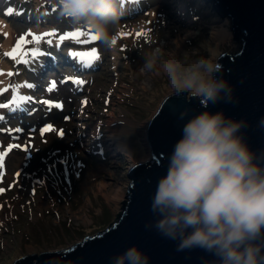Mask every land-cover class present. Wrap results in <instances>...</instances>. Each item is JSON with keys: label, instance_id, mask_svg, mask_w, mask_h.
<instances>
[{"label": "rangeland", "instance_id": "obj_1", "mask_svg": "<svg viewBox=\"0 0 264 264\" xmlns=\"http://www.w3.org/2000/svg\"><path fill=\"white\" fill-rule=\"evenodd\" d=\"M55 9L44 23L0 20V63L7 68L0 69V104L8 105L0 107V264L65 249L117 220L130 183L128 168L151 156L147 122L172 94L165 76L140 73L143 52L158 44L190 61L241 47L229 20L211 14L203 0H140L137 14L129 10L122 17L111 49ZM70 29L85 33L77 39L84 53L95 49L100 55L96 70L86 73L58 54L54 33ZM29 32L34 47L26 45ZM21 38L15 55H6ZM47 48L55 53L49 66L41 54ZM101 183L105 190L98 189Z\"/></svg>", "mask_w": 264, "mask_h": 264}, {"label": "clouds", "instance_id": "obj_2", "mask_svg": "<svg viewBox=\"0 0 264 264\" xmlns=\"http://www.w3.org/2000/svg\"><path fill=\"white\" fill-rule=\"evenodd\" d=\"M60 16L90 30L107 49L114 47L125 9L121 0H53ZM217 58L181 60L158 44L143 52L142 75L165 76L175 95L187 93L202 105L233 100V88L217 73ZM187 115V110L181 117ZM264 127V117L258 122ZM246 121L223 111H203L184 123L182 136L158 180L145 225L177 242L176 250H202L206 264H264V154L248 145ZM110 264H149L136 245L113 255Z\"/></svg>", "mask_w": 264, "mask_h": 264}, {"label": "water", "instance_id": "obj_3", "mask_svg": "<svg viewBox=\"0 0 264 264\" xmlns=\"http://www.w3.org/2000/svg\"><path fill=\"white\" fill-rule=\"evenodd\" d=\"M211 14L229 20L233 37H241L237 52H222L217 63L222 66L217 76L233 88V100L202 105L199 98L184 93L170 94L159 102L150 116L145 139L150 158L134 162L127 170L130 183L126 200L117 220L104 230L61 250L42 251L20 256L10 264H110L113 255L138 246L149 257V264H206L214 259L196 249L176 250L177 242L160 235L145 225L157 219L151 211L152 197L158 180L165 175L168 157L182 136L188 119L203 111H223L227 117L246 121L241 131L254 151L264 154V0H203ZM187 110V115L181 114Z\"/></svg>", "mask_w": 264, "mask_h": 264}, {"label": "trees", "instance_id": "obj_4", "mask_svg": "<svg viewBox=\"0 0 264 264\" xmlns=\"http://www.w3.org/2000/svg\"><path fill=\"white\" fill-rule=\"evenodd\" d=\"M139 1L140 0H121V7L125 9L124 15L122 17L127 16L129 14V10H131L130 13L137 14V12L135 11H136V5ZM3 3H4L3 7L0 6V20L3 21L4 23H9L11 19H20V20L30 19L34 21L35 23L36 22L44 23V21L47 19L46 18L47 16H51L57 11L55 9L53 0H4ZM74 28H77V27H74ZM77 29L82 30L84 28H77ZM48 30L53 31L52 28H49ZM29 33L31 37V40H30L31 43H26V45H32L34 47V45H36V43L33 40L34 34L31 32ZM67 33L69 34V33H75V32H71V29H70V31ZM2 34H5V32H2ZM54 34H55V37L53 39L54 43L56 42L59 43L55 45L60 46V48H58L57 51H58V54L60 53L63 56L64 62L66 63L73 62L74 66L80 65L82 67H85L86 73H90L91 71L97 69L99 62L101 61V57L99 54H97L98 58L94 59L93 62L89 64L86 61V59H82L80 56L75 55L77 53H84L83 52L84 50L81 48V43L78 42L77 40L78 37L68 36L66 33H60V34L54 33ZM61 37H65V38L61 39ZM22 39L23 38L19 39L18 42L16 43H19L22 46L23 45L21 43ZM61 43L70 45V48L63 51L62 49H65L67 47L61 48ZM17 45L18 44L14 46L17 48ZM41 54L45 58V64H47V66L53 63L52 60H53L55 53L52 48H47V52H44V53L41 52ZM38 62H43V60L40 58L38 59ZM4 64L0 63V69H2L1 71H6L7 69ZM74 66H71L70 70L72 69V67L74 68ZM36 68H38L37 63L33 66L34 70ZM70 70L68 71L71 72ZM2 87L3 86L0 87V90L2 89Z\"/></svg>", "mask_w": 264, "mask_h": 264}, {"label": "snow or ice", "instance_id": "obj_5", "mask_svg": "<svg viewBox=\"0 0 264 264\" xmlns=\"http://www.w3.org/2000/svg\"><path fill=\"white\" fill-rule=\"evenodd\" d=\"M11 11V10H9ZM45 35H48V34H45ZM68 36H74V37H79V36H83L85 35L84 32L82 31H77L75 33H69L67 34ZM138 35H140L138 33ZM65 37H61V39H64ZM35 39H39V37H35ZM89 39L90 40H98V36L94 33H92L90 30H89ZM21 47L20 44L17 45V49H14L12 53H6V55H15L16 51ZM77 56H80L82 59H87V62L89 64H91L93 62L94 59L98 58L97 56V53L95 51V49H93L90 53H77L75 54ZM9 75H11V73H9ZM81 83H83V81H80ZM31 87V85H29ZM51 90V89H49ZM44 103H50L49 101H44ZM8 105H4V104H0V107H7ZM57 107H62V105H56ZM67 119V118H66ZM17 131H20L19 129ZM63 134V133H61ZM2 160H3V156L0 155V167H2ZM4 189H0V192H3Z\"/></svg>", "mask_w": 264, "mask_h": 264}, {"label": "bare ground", "instance_id": "obj_6", "mask_svg": "<svg viewBox=\"0 0 264 264\" xmlns=\"http://www.w3.org/2000/svg\"><path fill=\"white\" fill-rule=\"evenodd\" d=\"M97 187H98L99 190H105L107 186H106V183H101V184H98ZM105 195H106V197H110V198L112 197V196H110L109 193H107Z\"/></svg>", "mask_w": 264, "mask_h": 264}]
</instances>
